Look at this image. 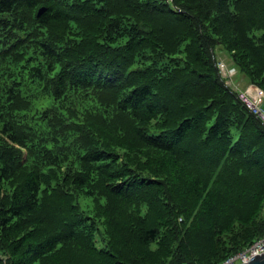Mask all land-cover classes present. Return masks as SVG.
<instances>
[{"label":"trees","instance_id":"16d2710c","mask_svg":"<svg viewBox=\"0 0 264 264\" xmlns=\"http://www.w3.org/2000/svg\"><path fill=\"white\" fill-rule=\"evenodd\" d=\"M218 45L264 90V0H0V264H217L264 236V125Z\"/></svg>","mask_w":264,"mask_h":264},{"label":"built area","instance_id":"2783aa9c","mask_svg":"<svg viewBox=\"0 0 264 264\" xmlns=\"http://www.w3.org/2000/svg\"><path fill=\"white\" fill-rule=\"evenodd\" d=\"M217 67L222 70V78L227 86L231 84V81L227 79V71L225 69V63L223 60H217ZM220 71V70H219ZM234 90L238 91L239 89ZM245 91V92H244ZM240 96L245 102V105L248 109L258 118L264 125V90L258 86L253 84H248L246 88L240 90ZM264 251V236L255 240L252 244L246 246L244 249L239 250L222 262L217 264H241L243 262L249 261L256 254ZM189 264V263H184Z\"/></svg>","mask_w":264,"mask_h":264},{"label":"rangeland","instance_id":"374dc122","mask_svg":"<svg viewBox=\"0 0 264 264\" xmlns=\"http://www.w3.org/2000/svg\"><path fill=\"white\" fill-rule=\"evenodd\" d=\"M216 59L217 60L221 59L224 61L225 69L228 73L227 79H229L231 81V84L229 85V87H231L232 90H234L233 88L239 89L237 92L240 93V90H242V89L244 90L248 84L255 85V83L248 81V79L246 77H244V76L241 77V74L240 75L238 74L239 69H238L237 64L234 63V59L232 58L230 53L225 49V47H223L222 45H218L216 47ZM218 69L220 70L219 73L220 72L222 73V70L220 69V67ZM221 73H220V75H221ZM221 78H222V75H221ZM222 80H223V78H222ZM263 107H264V105H263ZM85 199H88V198L82 197L81 201L83 202ZM263 208L264 207H262V209ZM224 237H226V236H224ZM200 247H202L201 244H200ZM215 259H216V257H215Z\"/></svg>","mask_w":264,"mask_h":264},{"label":"water","instance_id":"95a60500","mask_svg":"<svg viewBox=\"0 0 264 264\" xmlns=\"http://www.w3.org/2000/svg\"><path fill=\"white\" fill-rule=\"evenodd\" d=\"M45 10V7H41L39 14ZM241 264H264V251L253 256L249 261L243 262Z\"/></svg>","mask_w":264,"mask_h":264}]
</instances>
